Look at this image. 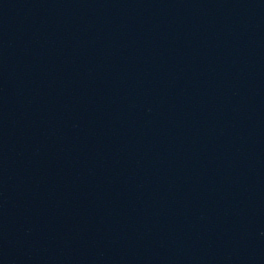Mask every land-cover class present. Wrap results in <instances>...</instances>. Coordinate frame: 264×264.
Listing matches in <instances>:
<instances>
[{
    "label": "water",
    "instance_id": "1",
    "mask_svg": "<svg viewBox=\"0 0 264 264\" xmlns=\"http://www.w3.org/2000/svg\"><path fill=\"white\" fill-rule=\"evenodd\" d=\"M0 264H264V0H0Z\"/></svg>",
    "mask_w": 264,
    "mask_h": 264
}]
</instances>
